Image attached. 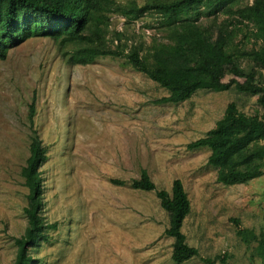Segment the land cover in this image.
I'll use <instances>...</instances> for the list:
<instances>
[{
	"label": "rangeland",
	"instance_id": "374dc122",
	"mask_svg": "<svg viewBox=\"0 0 264 264\" xmlns=\"http://www.w3.org/2000/svg\"><path fill=\"white\" fill-rule=\"evenodd\" d=\"M106 15L100 28L105 43L116 44L115 33L121 34L122 43L141 45L148 69L160 71L151 50L153 39H161L162 18L152 11L135 19L115 10ZM198 15L205 17L201 8ZM70 48L34 34L0 59V264H12L13 238L26 222L20 170L28 155L32 97V126L46 149L39 166L46 239L28 246L30 264H176L170 258L172 238L164 233L168 217L154 191L130 185L141 168L157 188L169 190L179 178L187 193L190 211L181 231L198 255L180 264H220L223 253L229 264L256 263L230 219L255 233L264 229V167L246 183L223 185L206 162L208 148H186L214 126L231 101L241 112L264 115L256 95L230 86L159 103L155 100L167 90L133 68L126 49L73 64L62 55ZM260 73L264 80V68Z\"/></svg>",
	"mask_w": 264,
	"mask_h": 264
},
{
	"label": "trees",
	"instance_id": "16d2710c",
	"mask_svg": "<svg viewBox=\"0 0 264 264\" xmlns=\"http://www.w3.org/2000/svg\"><path fill=\"white\" fill-rule=\"evenodd\" d=\"M205 13L198 19V10ZM117 11L126 19H135L148 11L158 14L161 39L152 41V58L160 71L148 69L141 55L140 44L105 43L100 28L107 20L106 12ZM40 34L52 38L58 45H71L62 52L68 62L86 64L100 55H117L126 49L129 64L167 90L156 102L177 103L187 99L197 89L221 91L233 86L238 91L256 95L264 108V0H166L137 5L119 4L113 0H0V59L8 48L27 37ZM253 42L246 48V42ZM66 55V56H65ZM226 75H231L224 81ZM34 97L28 105L30 136L28 155L20 175L26 187L22 208L26 222L23 232L13 238L15 255L12 264H30L28 246L46 239L42 207L39 166L46 159L37 130L32 126ZM207 147V164L216 169V181L223 185L246 183L261 175L264 167V115L241 112L231 101L214 126L205 135L191 140L186 148ZM121 183V180H114ZM130 185L141 191H154L160 207L168 217L164 233L172 238L170 258L180 264L198 255L196 247L188 245L181 231L190 211L187 193L179 178L171 181L170 189L157 188L147 171L141 168ZM235 225L239 240L257 260L264 264V229L255 233ZM211 262V260H207ZM220 264H229L227 255Z\"/></svg>",
	"mask_w": 264,
	"mask_h": 264
}]
</instances>
